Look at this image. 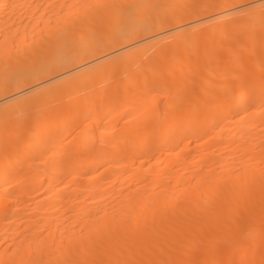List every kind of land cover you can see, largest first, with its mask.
<instances>
[{
  "label": "bare ground",
  "instance_id": "obj_1",
  "mask_svg": "<svg viewBox=\"0 0 264 264\" xmlns=\"http://www.w3.org/2000/svg\"><path fill=\"white\" fill-rule=\"evenodd\" d=\"M0 264H264V0H0Z\"/></svg>",
  "mask_w": 264,
  "mask_h": 264
},
{
  "label": "rangeland",
  "instance_id": "obj_2",
  "mask_svg": "<svg viewBox=\"0 0 264 264\" xmlns=\"http://www.w3.org/2000/svg\"><path fill=\"white\" fill-rule=\"evenodd\" d=\"M86 123H87V122H86ZM65 135H66V138H65V140H66L67 137L70 135V133H66ZM261 252H262V250L259 251V254H260Z\"/></svg>",
  "mask_w": 264,
  "mask_h": 264
}]
</instances>
